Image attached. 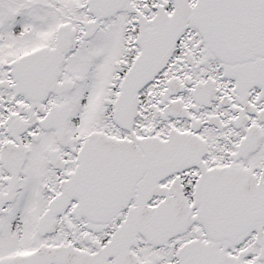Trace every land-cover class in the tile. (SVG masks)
<instances>
[{
	"label": "snow or ice",
	"instance_id": "snow-or-ice-1",
	"mask_svg": "<svg viewBox=\"0 0 264 264\" xmlns=\"http://www.w3.org/2000/svg\"><path fill=\"white\" fill-rule=\"evenodd\" d=\"M0 264H264V0H0Z\"/></svg>",
	"mask_w": 264,
	"mask_h": 264
}]
</instances>
